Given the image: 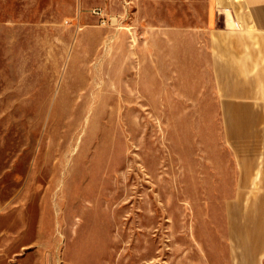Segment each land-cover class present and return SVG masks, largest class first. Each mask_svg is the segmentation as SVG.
Wrapping results in <instances>:
<instances>
[{
	"label": "rangeland",
	"instance_id": "obj_1",
	"mask_svg": "<svg viewBox=\"0 0 264 264\" xmlns=\"http://www.w3.org/2000/svg\"><path fill=\"white\" fill-rule=\"evenodd\" d=\"M211 9L0 0V264H258Z\"/></svg>",
	"mask_w": 264,
	"mask_h": 264
},
{
	"label": "crops",
	"instance_id": "obj_2",
	"mask_svg": "<svg viewBox=\"0 0 264 264\" xmlns=\"http://www.w3.org/2000/svg\"><path fill=\"white\" fill-rule=\"evenodd\" d=\"M211 5L209 52L216 93L224 116L243 118L241 164L253 166L249 179L255 183L237 190L236 205L243 229L259 230L256 260L264 264V0H211ZM248 214L256 220L250 226ZM228 216L230 222V211Z\"/></svg>",
	"mask_w": 264,
	"mask_h": 264
}]
</instances>
